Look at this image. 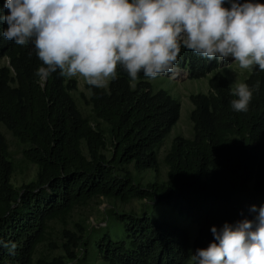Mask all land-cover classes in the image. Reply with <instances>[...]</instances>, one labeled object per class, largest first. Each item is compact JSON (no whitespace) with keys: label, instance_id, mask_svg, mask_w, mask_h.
<instances>
[{"label":"trees","instance_id":"1","mask_svg":"<svg viewBox=\"0 0 264 264\" xmlns=\"http://www.w3.org/2000/svg\"><path fill=\"white\" fill-rule=\"evenodd\" d=\"M4 3L0 0V8ZM3 59L8 64L0 67V122L24 146L25 160L38 172L36 180L14 186L15 164L0 132V239L17 245L14 256L0 247V264H34L50 223L96 198L171 207L198 226L192 241L187 229L144 210L114 213L122 239L109 228L82 238L67 233L87 256L96 252L101 264H191L192 252L212 242L213 225L252 219L251 206L264 205V71L252 68L245 83L259 82L260 90L249 110L238 113L230 107L235 86L218 71L219 64L182 48L178 67H187L191 78L214 72L209 91L190 95L194 133L174 138L164 157L167 178L143 184L130 166L160 174L157 148L180 119L178 99L155 90L153 79L142 74L130 81L118 66V78L108 88L88 85L89 118L73 95L76 80L54 73L41 87L34 72L42 62L33 45L18 46L0 36ZM102 124L109 126L110 156ZM67 252L40 263L79 264L80 254Z\"/></svg>","mask_w":264,"mask_h":264},{"label":"clouds","instance_id":"2","mask_svg":"<svg viewBox=\"0 0 264 264\" xmlns=\"http://www.w3.org/2000/svg\"><path fill=\"white\" fill-rule=\"evenodd\" d=\"M0 36L33 45L43 87L54 73L106 89L122 68L130 81L175 74L182 48L207 62L264 71V0H5ZM260 84L238 83L230 107L247 112ZM252 219L210 229L213 240L191 264H264V205ZM15 255V242L0 239Z\"/></svg>","mask_w":264,"mask_h":264},{"label":"rangeland","instance_id":"3","mask_svg":"<svg viewBox=\"0 0 264 264\" xmlns=\"http://www.w3.org/2000/svg\"><path fill=\"white\" fill-rule=\"evenodd\" d=\"M6 64H8L7 60L3 59L0 62V67ZM218 71L226 75L231 84L236 86L238 83H245L252 68L241 69L239 68L238 63L232 62L230 64H219ZM213 73L214 72L208 73L207 77L191 78L187 67H178L174 75H161L152 80L155 90L165 89L174 98L180 101L181 115L172 131L165 138L163 144L157 148L159 161L161 163L160 174H157L153 169L138 171L130 166V169L133 170V173L139 182L148 184L150 182L165 180L167 178L168 167L164 163V157L167 151L171 148L174 138L178 135L192 137L194 133L193 121L191 119V112L194 105L190 99V95L192 93L208 92V79ZM68 79L76 80L77 89L73 91V95L79 108L84 115L93 118L92 109L86 102V98H89L91 95L88 84L84 78L80 76ZM102 127L105 129L108 138V150L106 153L110 156L112 149L109 126L102 124ZM0 132L4 134L9 142L11 158L15 164V171L12 176V183L14 186L21 188L23 184L36 180L38 167L25 160L23 156L24 146L13 136L2 122H0ZM144 210H147L152 218H164L187 229L192 241L196 238L198 226L194 224L191 219L179 215L178 212L174 211L171 207H164L159 204H151L140 200L125 204L116 200L96 198L86 205L77 207L70 217L55 220L50 223L47 240L38 247L34 258V264H41V260H52L58 256H67V248L80 254L79 264H101L96 252H91V255L87 256L85 252L77 249L76 246L73 245L67 233L74 234L76 238H82L85 237L87 232L95 235L109 228L111 231H118L119 238L122 239L124 236L123 228L116 224L117 222L115 223V219L113 218L114 213L132 211L141 213L144 212ZM69 264L77 263L74 262Z\"/></svg>","mask_w":264,"mask_h":264}]
</instances>
